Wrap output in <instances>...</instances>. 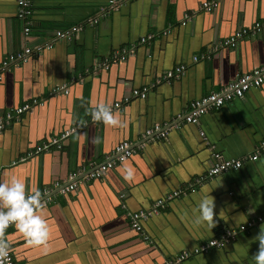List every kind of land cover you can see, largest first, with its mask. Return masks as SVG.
Returning a JSON list of instances; mask_svg holds the SVG:
<instances>
[{"label":"crops","instance_id":"1","mask_svg":"<svg viewBox=\"0 0 264 264\" xmlns=\"http://www.w3.org/2000/svg\"><path fill=\"white\" fill-rule=\"evenodd\" d=\"M202 1L125 0L104 11L107 0H32L31 29L24 37L15 0H0V63L24 45L53 40L51 48L1 71L0 116L32 98L40 103L0 131V183L10 186L13 178L19 179L26 195L65 180L79 167L91 169L118 142L137 144L146 128L178 121L190 100L222 89L237 73L263 63L264 29L245 34L234 46L221 42L235 30L264 20V0H220L208 12L200 7ZM184 13L191 17L182 25ZM93 18L97 22L90 24ZM74 26L82 28L71 39L56 38V30ZM147 34L152 37L141 43ZM132 43L133 51L125 52ZM107 58L110 64L103 68ZM177 65H184L179 77L163 80L145 98H129L110 111L118 125L92 119L99 104L112 106ZM61 84L69 87L68 94L50 93ZM73 125L78 129L61 148L20 160ZM262 139L264 84L209 111L198 124L169 129L164 138L148 142L101 178L41 203L34 214L48 228L43 244L29 245L14 225L2 237L14 264H159L208 238H222L228 230L233 235L223 246L180 264H255L259 241L254 237L264 230V153L254 161L247 157ZM209 144L224 158L241 159L242 167L205 178L195 192L155 206L169 191L185 188L206 173L213 163ZM129 170L132 176L126 179ZM205 197L214 203L216 224L211 230L195 223ZM152 208L157 211L141 222L140 231L130 226L132 211ZM248 221L253 225L239 230Z\"/></svg>","mask_w":264,"mask_h":264},{"label":"built area","instance_id":"2","mask_svg":"<svg viewBox=\"0 0 264 264\" xmlns=\"http://www.w3.org/2000/svg\"><path fill=\"white\" fill-rule=\"evenodd\" d=\"M121 1L125 0H107V5L103 8L104 11L110 10L112 7L121 4ZM220 0H204L200 3V7L205 11H212ZM16 4V17L20 21L22 25V35L24 37L29 36L31 29V16H32V0H15ZM106 9V10H105ZM191 17L190 13H184L183 20L181 24L184 25L187 21H189ZM97 18H93L90 21V24L96 23ZM82 26L72 27L71 29H67L64 31L56 30L55 36L58 39H71L73 32L81 29ZM264 29V20H257L253 22L250 27L242 28L235 30L231 35L223 39L221 42L222 46H234L243 36L247 33H257ZM152 34H147L140 38V42L143 43L147 39H150ZM55 39V38H54ZM52 41H47L41 44H37L35 46L24 45L22 49L10 52L5 59H3L0 63V78L1 71L6 69L9 65L20 64L26 62L29 57L33 54H39L44 49L51 48ZM135 48V44L132 43L130 48L125 52L131 53ZM112 54V61H116L118 59V55ZM196 57H194L195 59ZM120 59H125V55H121ZM108 58L101 62L103 68H107L110 64V61H107ZM184 70V65H177L170 69L163 71L159 76L155 77L154 81L150 84L143 86L141 88H134L131 90L129 96L123 97L122 101H118L113 103L112 106L106 107L109 111H111L114 107H119L122 102L126 103L129 98H145L149 89L154 87L156 84L161 81H170L174 78L179 77ZM264 84V62L260 65L253 68L248 72H239L237 73L232 80H230L225 87L222 89H218L215 91H211L206 93L200 97L194 98L190 100L187 104V109L182 116H179L178 121L173 122L172 124L161 127L158 123H154L152 126L146 128L144 130V139L139 141L137 144L133 145L129 141H120L106 154L105 159L97 164L95 167L86 170L85 167H79L73 171H70L67 174V177L63 181L55 180L50 185L44 187L39 190L41 196L39 197L41 203L45 204L49 202L53 195H65L69 192L74 191L80 183H86L93 179L101 178L109 169L113 168L119 163H122L126 159H128L131 155L136 153L139 149H143L148 142H155L159 139L164 138L169 129L171 128H179L181 124H198L201 117L207 114L209 111H213L222 107L226 102L231 101L233 99H242L246 92H248L252 88L260 87ZM69 93V87L66 84L56 85L51 88L50 93ZM37 98H32L28 101L23 102L22 104L12 106L4 111V113L0 116V131L4 128V126L10 122L11 119L17 118L21 114L28 111L34 105L39 104ZM42 103V102H41ZM86 121L83 122L85 124ZM78 129L77 126H69L64 129L57 135L50 136L48 139L44 140L39 145H35L33 149L27 151L26 155L22 157L20 160L25 159L26 157L34 156L38 153L48 151L51 147L61 148L63 142L67 139V137L75 132ZM200 136L204 141H206L205 135L203 136V132L200 131ZM206 143H208L206 141ZM212 145L209 144V148L211 149V157L213 163L210 165L206 173L194 177L192 180L188 182V186L185 188H177L169 191L161 198H159L155 202V206L163 205L164 203H168L169 201L179 197L180 195H185L187 193L195 192L196 188L199 186L201 181L205 178L213 177L219 175L221 173L227 171H237L242 167L241 159L234 158H224L219 151H216L211 148ZM264 153V139L260 140L255 146V152L252 155H249L247 158L251 161H254L258 158L259 154ZM12 163H16V161H12ZM1 170V167H0ZM34 194L33 192L27 193L25 196ZM0 211H7L6 208H3ZM157 210L152 208L151 210L139 209L136 211H132L130 213L129 224L132 228L137 231H140L141 222L149 219L153 213ZM263 216H258L257 221L262 220ZM254 221H248L246 224L239 225V230H245L253 225ZM14 224H9L7 228ZM6 228V229H7ZM226 236L222 235V238H208L200 243H198L195 247L190 250H184L176 255L164 259L159 264H180L186 258L191 255H195L198 253L206 252L209 249L223 246L227 237L233 235V231H226ZM0 239H3L2 233H0ZM0 264H14L13 257L10 249L7 250V256L0 257Z\"/></svg>","mask_w":264,"mask_h":264},{"label":"clouds","instance_id":"3","mask_svg":"<svg viewBox=\"0 0 264 264\" xmlns=\"http://www.w3.org/2000/svg\"><path fill=\"white\" fill-rule=\"evenodd\" d=\"M99 110L92 113L93 120H102L105 125H118L120 122L113 117L110 111L103 105H98ZM132 176L129 170L126 179ZM40 191L37 189L34 194L25 196V185L21 180L13 178L11 185L0 183V201L7 211H0V233L9 226L14 224L16 229L21 232L29 245H41L48 238V228L45 221L35 215V209L41 208L42 204L39 199ZM213 199L203 198L198 205L199 215L195 218L196 224H203L208 230H211L216 221L213 219ZM259 241L258 251L253 255L255 264H264V230L254 237ZM8 243L0 239V257L7 256Z\"/></svg>","mask_w":264,"mask_h":264}]
</instances>
